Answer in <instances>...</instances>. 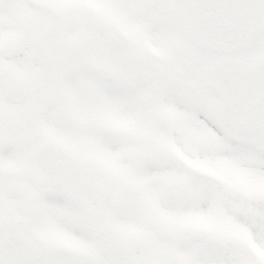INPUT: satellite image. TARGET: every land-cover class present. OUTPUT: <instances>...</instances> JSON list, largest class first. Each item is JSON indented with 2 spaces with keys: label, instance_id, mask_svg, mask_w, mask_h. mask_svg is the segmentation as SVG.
<instances>
[{
  "label": "snow or ice",
  "instance_id": "snow-or-ice-1",
  "mask_svg": "<svg viewBox=\"0 0 264 264\" xmlns=\"http://www.w3.org/2000/svg\"><path fill=\"white\" fill-rule=\"evenodd\" d=\"M0 264H264V0H0Z\"/></svg>",
  "mask_w": 264,
  "mask_h": 264
}]
</instances>
